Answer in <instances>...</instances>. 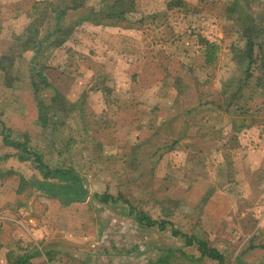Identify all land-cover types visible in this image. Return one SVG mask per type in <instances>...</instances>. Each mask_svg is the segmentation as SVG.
<instances>
[{
  "label": "rangeland",
  "instance_id": "obj_1",
  "mask_svg": "<svg viewBox=\"0 0 264 264\" xmlns=\"http://www.w3.org/2000/svg\"><path fill=\"white\" fill-rule=\"evenodd\" d=\"M134 1L84 0L81 9L59 18L69 0H0V123L11 131L13 139L22 141L27 136L29 147L51 168L71 165L79 172L87 180L89 207L101 216L107 209L108 215H120L114 207L100 208L93 195L105 196L112 183L128 185L136 175L143 176L135 172L136 166L149 168L151 161L147 164L141 159L146 146L126 141L127 135L142 137L149 125L157 131V136L151 137L152 149L158 153L156 160L160 154L167 157L168 174L170 169L178 168L176 175H183L191 163H198L205 166L199 174L204 176L206 165L212 163L219 173H225L223 179L218 176L219 185L234 179L232 155L235 157L242 144L231 139L238 137L241 127L259 126L254 136L261 132L264 148V89L257 83L262 76L261 63L253 64L248 72L247 59L240 63L245 39L242 27L228 11L234 0L225 1L226 12L222 0L214 11L209 5H192L185 0H156L145 15V3ZM245 1L256 20L264 17V0ZM142 37L167 44L152 49L153 53L169 56L159 62L163 78L155 75L146 82L131 78L135 69L129 68L126 60L133 55L129 44L138 43ZM29 39L36 48H24ZM257 43L262 45L264 36ZM72 44H79V48ZM206 45L216 47L212 65L203 62ZM258 50L259 46L254 47L256 58ZM185 51L194 55L189 58ZM183 54L186 57L182 63L178 58ZM157 68L147 65L145 74H154ZM41 102L49 113L46 127L38 121ZM118 107L120 113L116 112ZM208 120L210 125L205 123ZM202 135L212 136L215 144L203 142ZM218 138L227 144L216 142ZM199 153L204 160L193 159ZM19 154L3 145L0 136V190L6 197H18L7 203L12 210L20 207L21 201L34 199L38 216L42 204L37 194L41 191L34 181H41V177L33 163L18 160ZM211 177L208 175L204 181ZM180 182L168 175L162 190L154 192V199L166 196L162 212L168 217L172 201L183 200L188 206L195 198L189 186ZM212 188L205 193L203 205ZM120 196L117 204L127 207L124 201L128 197L125 200ZM151 202L135 205L142 210ZM191 220L182 218L183 230H191ZM232 224V232L242 234L235 244L239 250L253 249L263 241L262 235L255 237L257 222L249 213ZM127 230L128 226L125 234ZM139 233L136 241L141 246L145 244L144 236ZM249 234L253 235L245 240L243 237ZM153 257L157 259L158 255L145 256L144 264H150L148 260Z\"/></svg>",
  "mask_w": 264,
  "mask_h": 264
},
{
  "label": "crops",
  "instance_id": "obj_2",
  "mask_svg": "<svg viewBox=\"0 0 264 264\" xmlns=\"http://www.w3.org/2000/svg\"><path fill=\"white\" fill-rule=\"evenodd\" d=\"M140 1L145 3V8L142 10L145 15L146 9L151 10L153 2L156 0ZM185 1L192 5H209L208 8L211 7V10L214 11L219 0ZM225 1L222 0L224 11L227 7ZM133 8L136 9V6L133 5ZM143 28L145 29V26ZM164 45L167 46L162 42H150L146 37H142L138 43L129 44L131 49L133 48L131 50L133 55L128 56L126 60L131 65L129 68L135 69V77L132 75V79L135 78L137 82L142 79L146 82L145 79L152 80L156 76L159 79L163 78L164 74L160 71L159 62L162 57L167 59L169 56L153 53L152 49L159 50ZM76 46L79 48V44ZM185 54L189 58L194 55L190 54V51H185ZM196 54L199 55V52ZM185 57L184 54L179 55L178 59L183 63ZM203 59L205 62L204 57ZM171 60L173 62L175 57H172ZM152 64L159 70L154 74H145L147 65ZM121 111L122 109L119 107L116 109L118 113ZM205 123L210 125L209 120ZM226 123L229 122L226 121ZM149 127V131L148 129L144 131L142 137L139 136L140 138L126 136V141L146 146L147 152L141 159H144L147 164L151 161L149 168L145 170L135 167V172L143 174L144 177L136 175L128 185L119 183L117 186L112 183L108 188L107 195L115 199L118 197L121 199L120 195L126 194L128 200L124 196L127 200L124 203L127 207L123 206V208L117 202H108L110 206L99 203L103 210L109 207L116 208L119 217L111 213L108 215V209L102 211V216L96 210H91L88 204L90 200L88 195L83 202L65 203L61 199L43 192L37 194L42 205L39 206L40 214L36 216L34 209L38 207V203L35 205L34 199L28 200L26 203L21 201V206L12 210L11 206L7 207V203L17 201L18 197L15 199L6 197L2 195L4 190H0V264H144L145 256L150 254L158 255L157 259L153 257L148 260L150 264H207L214 262L205 257L200 258L197 247L185 245L184 238L173 236L171 229L188 238L207 242L209 248L215 249L223 256L225 264H264V148L261 132L254 136V131L259 129V126L250 124L248 127H241L238 137L231 139L232 142L237 141L243 147L239 146V151L234 153L235 157L232 155L234 179L225 181L222 185H219L217 181L223 179L225 173L224 171L219 173L217 167H212V163L210 166L206 165L208 175L212 176L210 180L207 179L208 182L204 181L208 177L207 173H205V177L199 176L205 169L203 164L191 163V168L182 171L183 175H176L180 172L178 168L170 169L171 174H168L165 168L167 157L160 154L156 160L158 153L152 149L154 141L152 138L157 136V131L153 129L154 125H149ZM227 134L228 131L225 132V136ZM202 137L203 142L209 141L210 144H215V139L212 136L202 135ZM221 138L216 139V142L227 144ZM120 156L121 159L124 158V155ZM202 158L200 153L193 157L197 160H202ZM152 164L154 165L152 166ZM213 170L215 173L212 174ZM146 175H149L147 179ZM168 175L183 181L180 183L188 185L187 189L193 191L195 195L194 200L188 203V206L183 200L172 201L173 209L169 217L162 212V204L166 201V196H155L156 199L153 197L154 192L156 194L157 190H162L161 185L164 184ZM88 182L90 183L89 179ZM156 183L160 185H156ZM211 186H213L211 194H208L203 205L205 193ZM158 187L160 189H157ZM117 195L118 197H116ZM148 200H152L153 205L146 206L147 209L140 210L135 205V202ZM126 208L127 212H125ZM243 210L257 222L256 230L259 232L257 231L255 237L262 235L260 241H263L253 249L239 250L235 246L242 234L240 230L239 233L232 232L231 229L235 226L232 221H240L246 214ZM137 213L143 214L147 220L154 224L152 226H147L145 222V225L141 224L137 220ZM174 215L175 218H173ZM178 216L181 217L179 220ZM184 217L189 221L192 219L191 230H183L184 225L181 221ZM225 225L227 226L225 227ZM127 226L129 230L125 234ZM130 227L133 230H130ZM138 231L144 236L145 244L141 246L139 242L137 245L136 241ZM169 232L171 236L168 235ZM252 235L249 234L248 237L243 238L249 240Z\"/></svg>",
  "mask_w": 264,
  "mask_h": 264
},
{
  "label": "trees",
  "instance_id": "obj_3",
  "mask_svg": "<svg viewBox=\"0 0 264 264\" xmlns=\"http://www.w3.org/2000/svg\"><path fill=\"white\" fill-rule=\"evenodd\" d=\"M84 0H69V4L63 9L60 13V16H64L68 11H77L81 9L82 3ZM241 1V2H240ZM244 1V3H243ZM234 0L233 5L228 11L232 14V18L235 19L237 24H240L242 27V35L245 39V49L243 51L244 55L240 61L241 64H244L247 59L246 69L245 71L248 72L253 64L257 65L258 62L261 63V70L262 76L258 79V86L261 89H264V43L259 45L257 40L264 36V17L256 20L252 14V10L247 5L245 0ZM47 2V0H45ZM42 6H46L45 3H42ZM227 8L225 9L226 12ZM58 18V19H59ZM58 23V22H57ZM258 55L257 58L254 57V47L258 48ZM25 49H34L36 46L32 43V39H29L24 44ZM215 49L213 45H206L205 51V64L212 65L215 58ZM260 55V56H259ZM236 55L234 56V60L236 61ZM254 57V58H253ZM1 68V67H0ZM37 93V91H35ZM39 116L38 121L41 123L42 127H46L49 116L47 112V107H45L42 102L39 103ZM0 136L2 139V143L5 146L12 148L20 152L21 154L18 155V160L21 162H31L34 164V168L37 170L38 174L41 177V181H34L39 189L44 194L49 196H54L61 199L65 203H73V202H83L85 201L87 195L89 194L88 188L86 189L82 183L83 176H81L76 170L69 166L65 167H56L51 168L47 165L43 157L33 151L28 145L27 136H23V140L19 141L17 139L11 138L12 133L9 129H7L2 123H0ZM5 158H9L6 156ZM95 200L98 203L107 204L108 202L116 203L119 201L120 197L113 198L109 195H93ZM137 220L141 222V224H145L147 226H152L154 223L147 220L143 214L136 215ZM144 224V225H145ZM173 236H181L184 238L185 245L191 246L195 245L199 251L200 258H208L217 264H225L223 256L213 248H209L208 243L205 241H198L194 238H188L185 235L180 234L179 232L173 231Z\"/></svg>",
  "mask_w": 264,
  "mask_h": 264
},
{
  "label": "water",
  "instance_id": "obj_4",
  "mask_svg": "<svg viewBox=\"0 0 264 264\" xmlns=\"http://www.w3.org/2000/svg\"><path fill=\"white\" fill-rule=\"evenodd\" d=\"M82 183H83L84 187L87 189L88 185H87V181L85 178L82 179Z\"/></svg>",
  "mask_w": 264,
  "mask_h": 264
}]
</instances>
